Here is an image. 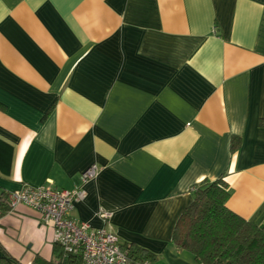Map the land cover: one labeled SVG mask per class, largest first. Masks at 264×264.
Masks as SVG:
<instances>
[{
	"label": "crops",
	"instance_id": "obj_1",
	"mask_svg": "<svg viewBox=\"0 0 264 264\" xmlns=\"http://www.w3.org/2000/svg\"><path fill=\"white\" fill-rule=\"evenodd\" d=\"M92 164L70 216L157 264H198L172 234L204 180L264 224V0H0V194ZM4 209L0 247L51 260L39 212Z\"/></svg>",
	"mask_w": 264,
	"mask_h": 264
},
{
	"label": "trees",
	"instance_id": "obj_2",
	"mask_svg": "<svg viewBox=\"0 0 264 264\" xmlns=\"http://www.w3.org/2000/svg\"><path fill=\"white\" fill-rule=\"evenodd\" d=\"M237 139H232L235 148ZM193 199L182 211L172 234L173 244L193 255L198 264H264V226L239 216L227 205L229 190L222 178L204 180L192 189ZM6 196V197H5ZM7 194H0V214ZM264 225V224H262ZM127 253L126 264H157V256L129 243L121 244ZM0 264H22L0 247ZM52 259L36 257L31 264H86L81 252H67L54 242Z\"/></svg>",
	"mask_w": 264,
	"mask_h": 264
},
{
	"label": "built area",
	"instance_id": "obj_3",
	"mask_svg": "<svg viewBox=\"0 0 264 264\" xmlns=\"http://www.w3.org/2000/svg\"><path fill=\"white\" fill-rule=\"evenodd\" d=\"M99 172L92 164L80 174V184L71 190L55 189L48 185H22L7 193L10 209L19 204L39 212L40 223L53 228L55 241L67 252L79 250L86 264H126L127 253L119 238L105 227L94 228L89 223L70 216L74 204L84 197V184ZM106 218L107 214L102 213Z\"/></svg>",
	"mask_w": 264,
	"mask_h": 264
},
{
	"label": "water",
	"instance_id": "obj_4",
	"mask_svg": "<svg viewBox=\"0 0 264 264\" xmlns=\"http://www.w3.org/2000/svg\"><path fill=\"white\" fill-rule=\"evenodd\" d=\"M262 226H264V225H260V227H262Z\"/></svg>",
	"mask_w": 264,
	"mask_h": 264
}]
</instances>
